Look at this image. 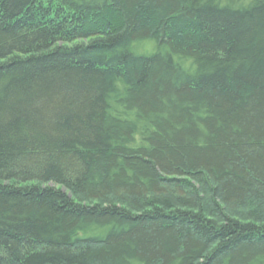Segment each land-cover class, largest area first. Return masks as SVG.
Here are the masks:
<instances>
[{"label":"trees","instance_id":"1","mask_svg":"<svg viewBox=\"0 0 264 264\" xmlns=\"http://www.w3.org/2000/svg\"><path fill=\"white\" fill-rule=\"evenodd\" d=\"M0 264H264V0H0Z\"/></svg>","mask_w":264,"mask_h":264}]
</instances>
